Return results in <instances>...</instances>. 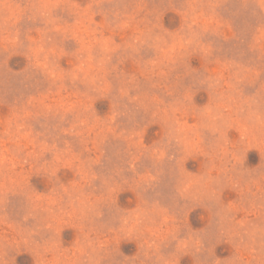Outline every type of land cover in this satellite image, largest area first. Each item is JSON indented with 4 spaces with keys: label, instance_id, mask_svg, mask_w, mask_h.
<instances>
[{
    "label": "rangeland",
    "instance_id": "1",
    "mask_svg": "<svg viewBox=\"0 0 264 264\" xmlns=\"http://www.w3.org/2000/svg\"><path fill=\"white\" fill-rule=\"evenodd\" d=\"M0 264H264V0H0Z\"/></svg>",
    "mask_w": 264,
    "mask_h": 264
}]
</instances>
